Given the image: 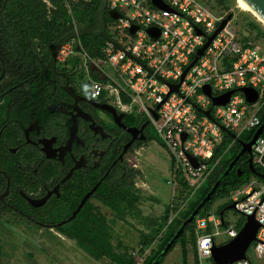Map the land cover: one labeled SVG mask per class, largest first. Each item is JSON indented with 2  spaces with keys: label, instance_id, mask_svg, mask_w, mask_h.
<instances>
[{
  "label": "built area",
  "instance_id": "built-area-1",
  "mask_svg": "<svg viewBox=\"0 0 264 264\" xmlns=\"http://www.w3.org/2000/svg\"><path fill=\"white\" fill-rule=\"evenodd\" d=\"M161 1L167 8H158L151 0H106V9L118 11L121 17L110 18L106 30L110 40H105L100 55L91 57L79 37H75L59 47L56 58L60 63L76 59L77 66L85 73L93 63L104 79L90 82V97L108 100L120 112L141 115L154 127L171 161L168 183L174 210L170 222L222 158L220 155L212 159L223 141L220 125L237 135L260 126L258 113L264 107V54L248 37L236 32L232 17L180 82L184 68L228 13L217 11L201 0ZM134 25L136 30L129 33ZM148 27H155L157 36L147 33ZM197 28L201 33L196 32ZM174 84L178 85L176 90L172 89ZM204 85L210 86L213 96L233 92L225 104L215 105L202 90ZM241 87L255 89L256 100L248 102L238 90ZM204 110H209L211 116L204 114ZM190 156L196 159V165ZM252 156L253 163L264 169L263 135L252 145ZM232 201L236 211L253 214L259 222L256 239L250 244L257 256H263L264 182L251 179L236 190ZM194 225L199 232L194 244L200 264L211 258L215 238L225 235L229 240L238 231L234 225L221 228L213 215L197 217ZM228 264H251V261L247 256Z\"/></svg>",
  "mask_w": 264,
  "mask_h": 264
},
{
  "label": "flooded vegetation",
  "instance_id": "flooded-vegetation-1",
  "mask_svg": "<svg viewBox=\"0 0 264 264\" xmlns=\"http://www.w3.org/2000/svg\"><path fill=\"white\" fill-rule=\"evenodd\" d=\"M11 2L0 0V238L50 230L74 242L58 227L87 193L79 211L102 206L100 190L149 189L141 157L155 141L152 125L91 98L95 72L57 53L49 62L52 47Z\"/></svg>",
  "mask_w": 264,
  "mask_h": 264
},
{
  "label": "trees",
  "instance_id": "trees-1",
  "mask_svg": "<svg viewBox=\"0 0 264 264\" xmlns=\"http://www.w3.org/2000/svg\"><path fill=\"white\" fill-rule=\"evenodd\" d=\"M201 1L208 4L206 0ZM212 1L221 6L222 11L226 12L230 11L232 5L236 2L235 0ZM9 6L16 13L31 17V30L34 29L35 36L39 37L50 49L60 37L74 26L87 25L93 20L98 0H14V3L11 2ZM245 15L249 17L246 12ZM110 22L111 19L106 17V27ZM246 25L250 32H253L254 38H264V29L259 23L248 18ZM88 36L90 37L89 40L85 39L86 36H82L83 47L91 57H97L100 55V50L105 40L100 36L96 38L91 35ZM259 51L263 53L261 49ZM68 61L73 63V67L77 66L78 61L76 59H69ZM258 115L262 123L264 121V108L259 111ZM255 130L252 129L244 135L240 133L238 138L248 141ZM222 134L223 141L216 147L212 159L215 160L220 155H223L222 158L202 185L195 190L194 195L188 200L186 207L180 210L170 222L171 211L174 210L171 200L165 204L162 213L158 216L145 217L137 206L140 196L135 192L134 187H118L109 191L100 190L97 197L102 206L109 209L113 216L112 220L99 207L92 206L88 212L85 208L80 210L71 221L58 227V231L69 237V239H73L76 246L93 259L103 261L105 264H153L157 258L156 264H161L176 244L181 247L182 264H187L186 255L188 249L192 250L196 256L194 243H196L199 232L195 230L194 220L197 217L207 216L209 207L217 198L230 194L247 184L252 177H255L248 167V154L241 156L234 167L226 175H223L228 164L239 151L240 146L227 134L224 132ZM262 135L264 136V131ZM255 168L264 171L256 165ZM218 180H220L219 184L212 190L210 200L204 203L195 219L183 228L176 241L160 256V253L166 246L165 244L176 234L183 220L189 216ZM63 215L66 216L67 214ZM127 215L142 219L147 227L146 231L139 232L138 242L140 246L136 250L137 254H134L127 246L122 245L120 241L113 243L112 223L116 220H125ZM242 223L243 217L236 222V228L239 229ZM224 224V227L228 226L227 222ZM155 242L157 243L154 244ZM2 246L0 242V264H4ZM149 247L151 249L146 253L145 249ZM210 263L214 264L211 258Z\"/></svg>",
  "mask_w": 264,
  "mask_h": 264
},
{
  "label": "rangeland",
  "instance_id": "rangeland-1",
  "mask_svg": "<svg viewBox=\"0 0 264 264\" xmlns=\"http://www.w3.org/2000/svg\"><path fill=\"white\" fill-rule=\"evenodd\" d=\"M75 1V0H73ZM205 1V0H204ZM208 1V5L213 7V9L226 12L221 10V6L213 2ZM236 1V0H235ZM233 13V19L231 22L235 25L236 32L240 35L248 36V39L252 41L259 49L263 51L264 54V38H254L253 32L248 29L246 22L250 18L253 21L259 23V25L264 29V25L259 22L254 16H252L248 11H244L239 8L234 2L230 11ZM246 14L249 15L246 16ZM107 31L108 26H107ZM85 39L89 40L88 35ZM82 36L79 40L82 43ZM83 44V43H82ZM101 67L107 70L106 67ZM80 70H82L80 68ZM152 131L155 141L149 145L144 151H142L141 164L143 169L147 172L149 177L147 182L149 189L144 191H137L140 196L137 202L138 208L145 217H156L162 213L163 208L166 203L170 200L172 201L171 195L166 196L168 188L170 185L167 184V179L171 176L169 171L170 158L164 148L161 145L159 136L152 126ZM247 131H243L244 135ZM154 185L156 187H154ZM168 185V186H167ZM157 189V191H156ZM152 191L156 192L153 194ZM226 201V198L219 200L209 209V213L216 215L219 205H222ZM186 207V206H184ZM100 210L112 220L113 216L109 209L99 205ZM238 216V212L234 209L228 210L226 218L228 222L235 224ZM147 227L140 218H134L130 215L126 216L125 220H116L112 223V239L113 243L118 241L122 242V245L127 246L132 252L139 248V232L146 231ZM10 236L3 234L1 235L0 242L3 245V263L4 264H105L103 261H97L93 259L90 255L76 246L75 242H69V240L62 239V236L58 233H53L50 230L35 231L31 229L25 230L23 234H20L19 230H15ZM219 241H225L226 236L221 235L218 237ZM33 241H35L33 243ZM155 242L154 244H156ZM153 244V245H154ZM153 247V246H152ZM151 247L147 248L146 253L150 251ZM248 254L250 256L255 253L251 248L248 249ZM264 263V255L261 257ZM111 264V263H108ZM161 264H181L180 254L178 246L174 247L166 256L165 260ZM201 264H210V260L204 259Z\"/></svg>",
  "mask_w": 264,
  "mask_h": 264
},
{
  "label": "water",
  "instance_id": "water-1",
  "mask_svg": "<svg viewBox=\"0 0 264 264\" xmlns=\"http://www.w3.org/2000/svg\"><path fill=\"white\" fill-rule=\"evenodd\" d=\"M252 16H254L259 22H261L264 25V0H237ZM152 4L155 5L158 8L165 9L167 6L161 1V0H151ZM106 17H109L111 19H117L121 17V14L112 9H106V0H98V6L95 10L93 20L83 26H77L76 28H72L70 31L66 32L62 37H60L52 46L51 50V56L49 62L54 61V57L59 49V47L67 41V39L80 37L82 35H91L93 37H102L104 40H110V38L107 35L106 32ZM233 17V13L230 12L226 15V17L219 23L218 27L213 31V33L207 38L206 42L197 50L194 58L191 60V62L184 68L183 73L180 77V82L182 81L186 71L193 65V63L197 60L198 56L201 55L204 51V49L208 46L210 41L213 39V37L222 29V27L226 24L227 21H229ZM136 26H132L130 28V32L132 33L136 30ZM147 33H150L152 37L157 36L158 30L155 27H148ZM200 29H196V32L201 33ZM155 32V33H154ZM78 50L79 47H76ZM90 71L96 73V78L103 80L104 75L103 73L95 66L93 63H90ZM179 84V83H177ZM174 84L172 86L173 90H176L178 85ZM202 90L210 96L212 103L215 105H223L225 104L233 90L226 91L225 93L219 95V96H213L211 94V89L209 85H204L202 87ZM241 91L246 100L250 103L254 102L257 98V91L251 87H241L238 89ZM204 114L211 116L209 110H204ZM153 115L156 117L155 111H153ZM221 130L227 134L230 138L235 140L236 142L240 143L241 149L238 151V153L235 155V157L230 161L227 168L225 169L223 175H226L236 164L238 159L241 157V155L244 152H247L249 154L248 157V165L251 170V172L264 180V173L259 172L255 169L254 163H253V156H252V145H254L256 139L262 134L264 130V121L260 124V126L254 131L252 134V137L248 141H243L240 138H238V135L234 132H232L227 127L220 125ZM185 137V135H183ZM182 137V138H183ZM184 139V138H183ZM191 162L196 165V159L194 157H191ZM219 181H216L209 190V192L202 198V200L198 203V205L194 208V210L189 214V216L183 220L181 223L179 229L177 230L176 234L173 235V237L168 241L162 252L160 253V256L163 255L167 249L171 246V244L176 241L178 235L182 232L183 228L191 223L195 217L198 215L199 210L203 207L204 203L206 201H209L211 198L212 190L215 189L216 186H218ZM89 193H87L80 201L77 208L71 213V215L66 219V221H70L76 213L79 211L80 207L85 202L87 196ZM235 209L234 208V202L232 201L230 204H228L226 209ZM221 219H223V212H220ZM244 221L241 225V227L237 231V235L233 238H230L229 241H226L221 244H216L215 242L212 244L211 247V259L214 262V264H228L231 262H234L236 260L244 259L247 257V251L250 247V243H252L256 239V233L259 228V222L255 219L254 215H243ZM65 221H62L63 223ZM60 223V224H61ZM158 261V258L154 260L153 264H156Z\"/></svg>",
  "mask_w": 264,
  "mask_h": 264
},
{
  "label": "crops",
  "instance_id": "crops-1",
  "mask_svg": "<svg viewBox=\"0 0 264 264\" xmlns=\"http://www.w3.org/2000/svg\"><path fill=\"white\" fill-rule=\"evenodd\" d=\"M264 108V107H263ZM262 108V109H263ZM252 130V129H251ZM244 131H248V130H244ZM264 131V130H263ZM233 132V131H232ZM243 132V131H242ZM241 132V133H242ZM235 133V132H234ZM254 133V132H253ZM263 133V132H262ZM237 134V133H236ZM262 135V134H261ZM238 137H239V134H238ZM252 137V136H251ZM235 141V140H234ZM238 143V142H237ZM239 144V143H238ZM162 145V144H161ZM239 146H241V145H239ZM163 147V146H162ZM241 148H239V150H240ZM165 150V149H164ZM238 153V152H237ZM249 155V154H248ZM242 156V155H241ZM240 159V158H239ZM238 159V160H239ZM256 164L254 163V166H255ZM257 167H260V168H262L261 166H258V165H256ZM234 167V166H233ZM248 167H249V165H248ZM250 169V168H249ZM256 169V168H255ZM263 169V168H262ZM171 170V162H170V164H169V171ZM257 170V169H256ZM264 170V169H263ZM259 172H262V173H264V171H261V170H258ZM253 174V173H252ZM254 175V174H253ZM255 176V175H254ZM253 178H255V179H257V180H259V181H263L264 182V180L262 179V178H260V177H257V176H255V177H252L251 179H253ZM169 179H170V177L167 179V184L168 185H170L169 183H168V181H169ZM250 179V180H251ZM167 185V186H168ZM246 185V184H245ZM245 185H243V186H245ZM242 186V187H243ZM154 187H156L155 185H154ZM242 187H240V188H242ZM240 188H238V189H236V190H239ZM236 190H234L233 192H231L230 194H228V195H225V196H222V197H219V198H217L214 202H213V204H211V206L210 207H212L215 203H217L219 200H221V199H223V198H226V201L222 204V205H219V208H218V211H217V214L216 215H213V216H215L216 218H218V220H219V222H220V227L221 228H225L224 227V223L225 222H227L228 223V226L229 225H234V227L236 228V226H235V224H236V222L241 218V217H243V221H244V214L243 213H241V212H238V216H237V219H236V222H235V224H233V223H231V222H228V220H227V218H226V214H227V212H228V210H231V209H226L227 208V206H228V204H230L231 202H232V196L236 193ZM156 191H157V189H156ZM155 191V192H156ZM169 191H171V185H170V189L168 188V190L167 191H165L166 192V196L169 194L170 195V192ZM153 192V194L155 193L154 191H152ZM156 195V198L158 199V197H157V192L155 193ZM210 207H209V209H210ZM209 209H208V215H212L211 213H209ZM235 210V209H234ZM223 212V219H221V215H220V212ZM241 227V226H240ZM237 229V228H236ZM238 230V229H237ZM215 240V243L216 244H221V243H224V242H226V241H229L227 238H226V240L225 241H219L218 240V237L217 238H215L214 239ZM176 246H178V248H179V254H180V262H181V264H182V259H181V247H180V245H178V244H176L174 247H176ZM249 248H251L252 249V246L250 245V247ZM253 251V250H252ZM247 256L250 258V261H251V264H264L263 263V261H262V259H261V257L262 256H257L256 254H254V255H252V256H250L249 254H248V251H247ZM166 258V257H165ZM165 260V259H164ZM163 260V261H164ZM208 260H210V258L208 259ZM212 260V259H211ZM186 263L187 264H200L199 263V261H198V259H197V255L195 256V254H194V252L192 251V250H190V249H188V251H187V255H186ZM214 263V262H213ZM211 264V263H210Z\"/></svg>",
  "mask_w": 264,
  "mask_h": 264
},
{
  "label": "bare ground",
  "instance_id": "bare-ground-1",
  "mask_svg": "<svg viewBox=\"0 0 264 264\" xmlns=\"http://www.w3.org/2000/svg\"><path fill=\"white\" fill-rule=\"evenodd\" d=\"M236 4L239 8H241L244 11H247L237 0H236Z\"/></svg>",
  "mask_w": 264,
  "mask_h": 264
}]
</instances>
